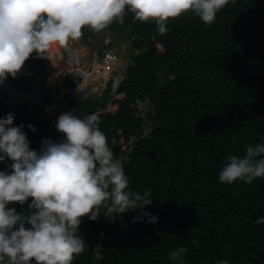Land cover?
<instances>
[{"label":"trees","instance_id":"1","mask_svg":"<svg viewBox=\"0 0 264 264\" xmlns=\"http://www.w3.org/2000/svg\"><path fill=\"white\" fill-rule=\"evenodd\" d=\"M130 26L121 39L129 40L131 62L113 99L109 86L101 102L56 88L57 112L46 123L32 99H13L19 91L52 102L43 86L46 60L35 53L15 78L0 82V119L14 114L13 126L24 125L37 152L46 139H64L55 126L62 113L83 118L111 101L114 111L96 113L98 126L115 156L128 158L129 190H152L144 211L158 217L156 223L147 217L132 223L138 210L114 222L101 214L97 221L84 217L78 235L88 247L72 264H172L168 254L179 246L188 249L185 264H264V224L256 223L264 217V178L250 185L219 181L229 156L242 157L248 145L264 142V0H229L211 24L185 13L167 21L163 36L154 21H137L127 9L123 24L107 28ZM82 31L89 43L94 30ZM145 100L153 106L155 127L146 128L136 114L135 104ZM11 164L0 162V171L11 173ZM30 202L9 207L26 213Z\"/></svg>","mask_w":264,"mask_h":264},{"label":"clouds","instance_id":"2","mask_svg":"<svg viewBox=\"0 0 264 264\" xmlns=\"http://www.w3.org/2000/svg\"><path fill=\"white\" fill-rule=\"evenodd\" d=\"M228 3L229 0H0V82L9 76L15 78L34 53L38 59H43L53 45L60 46L59 54L71 68H60L59 76L62 79L63 75L71 73L75 89L67 90L55 81L47 83L53 85L52 89H46L43 84L44 90H51L52 102L39 104V97H35L38 101L32 100L38 107L36 113L46 118L51 111L57 112L56 88L61 93L62 88L64 92H72L76 99L96 100L98 96L102 99L108 86L111 87L110 82L105 84L107 75L96 83L105 87L101 94L95 92L88 97L85 92L88 85L95 84L89 77L93 60L97 57L100 65L98 56L110 52L116 56L113 65L117 69L113 75L118 76L115 93L110 94L113 99L130 63L121 56L126 50L122 47L118 53L116 45L117 52L109 48L110 38L93 52L89 45L88 56H79L68 45L81 39L83 28L88 27L95 33L110 29L107 27L113 22L123 24L127 9L137 21H154L163 36L168 32L166 24L170 19L192 12L203 23L211 24ZM89 43H92L90 39ZM77 68L82 69L83 76ZM83 77L85 80L80 86ZM47 107L50 108L46 111ZM109 108L111 101L96 113L110 111ZM149 109L154 113L153 106ZM96 113L83 118L73 112L62 113L55 126L64 139L59 143L44 140L39 152L30 149L24 125L13 126L14 114L0 119V162L12 161L11 173L0 171V264H72L88 247L85 239L78 235L83 218L97 221L105 209L113 222L117 216L136 210L138 215L132 223L145 217L149 224L158 221V217L144 211L153 202L152 190L146 189L142 194L129 190L124 161L109 147L106 135L98 126ZM28 128L35 131L32 125ZM258 178H264V142L248 145L242 157L229 156L219 173L222 184L241 181L250 185ZM29 198L26 213L9 207L15 203L24 205ZM256 223L264 224V217ZM187 252V247L179 246L168 258L172 264H185ZM219 264H229V261L221 260Z\"/></svg>","mask_w":264,"mask_h":264},{"label":"rangeland","instance_id":"3","mask_svg":"<svg viewBox=\"0 0 264 264\" xmlns=\"http://www.w3.org/2000/svg\"><path fill=\"white\" fill-rule=\"evenodd\" d=\"M111 40V46L109 47V48H111V49H114L115 51H116V49H115V47H114V45H116L117 46V51H118V53H121V50H122V47L126 50V53H123V54H121V56H122V59L124 60V61H128V62H131V59H130V54H129V52L131 51H129V46L127 45V42H128V40H123V39H121L120 37L118 38V37H113V38H111L110 39ZM107 41V40H106ZM56 46H58V45H54V47H56ZM69 48H71V50L72 51H75L74 53H76V54H78L79 56H84V55H86V56H88L90 53H89V49H88V47L86 46V44H84V42L80 39V40H78V41H73V42H70L69 43ZM157 48H158V50H160V51H162V47L160 46V45H157ZM58 49H59V47H58ZM103 49H108V48H103ZM50 50V49H49ZM77 51V52H76ZM116 51V52H117ZM45 60H46V68H45V72L44 73H46L47 75L45 76V79H44V82H43V84H44V86H45V88L46 89H48V88H50V89H52L53 88V85L52 86H49L47 83H50L51 81H49V79H48V77L50 76V74H49V71L50 72H52V71H54L55 69V67H54V65L51 63L52 61H53V59H52V56H51V54H50V52L48 51V52H46L45 53ZM88 60V59H87ZM118 66V65H117ZM53 67V68H52ZM52 79H55V80H53V81H55V82H57L58 84H61V77L59 76L58 78H55V76H53V78ZM105 87H104V85L103 84H96V81H95V84L94 85H88L87 86V92H85V93H87V96L89 97V96H91V95H94V94H101V92L102 91H104L103 89H104ZM61 91H63L64 92V88H62L61 89ZM96 92V93H95ZM85 93H84V96H86L85 95ZM86 96V97H87ZM13 99L14 100H20V99H34V101H38V99L37 98H35V96L34 95H29V96H27V97H25V95L24 94H21V95H17L16 94V92H15V94H14V96H13ZM150 103H148L147 105H142V104H138V103H136L135 104V108L137 109V111H136V114L137 115H141V116H143L144 115V113L150 108ZM110 109H112V108H109L108 110H110ZM99 111L100 110H102V109H98ZM54 111L55 110H53V111H51L50 113H49V115H54ZM112 111H114V109H112ZM146 128L147 127H149V122H147L146 123V126H145ZM123 138H120V139H118L119 141H118V144L119 145H121L122 146V148L123 147H125V143H124V141L122 140Z\"/></svg>","mask_w":264,"mask_h":264},{"label":"water","instance_id":"4","mask_svg":"<svg viewBox=\"0 0 264 264\" xmlns=\"http://www.w3.org/2000/svg\"><path fill=\"white\" fill-rule=\"evenodd\" d=\"M131 31V27H127L121 31H116V30H113V29H104L102 31H99V32H96L94 33L93 35V40H92V43L90 44V49L91 51H95L96 49H99L100 47L103 46V44L105 43V40L106 39H110V38H113V37H120L122 35H125L126 33L130 32ZM61 83L63 85V87H65L67 90H74L75 89V81H74V76L71 74V73H66L65 75H63L62 79H61ZM10 91L11 92H14V89L13 88H10ZM17 95L20 94L19 91H15ZM25 95V97H27L29 95V92H24L23 93ZM33 95L35 97H39L40 99V102L39 104H43L44 103V99L42 96H39L37 93H33ZM77 98V96H76ZM96 101L98 102H101L102 99L98 96V97H95ZM157 99V95L155 96V99L154 101H156ZM139 104H144V105H147L149 103L148 100H145L143 103L142 102H138ZM155 118V114L153 113V110L152 109H149L148 111L145 112L144 114V119L148 122L151 123V127H155L156 126V122L154 120ZM52 119V116L51 115H48L46 116L45 118V121L46 123H49V121ZM56 131L58 132V130L56 129ZM59 140H60V135L57 136V143H59ZM127 157H125L123 159L124 163L127 161ZM103 217V221L107 222L108 220V216L106 215V209L105 210H102L101 213H100ZM107 228V223L104 225V229ZM103 234V229H100V237L101 235ZM100 247L99 246H96L95 247V250H99ZM95 256L97 258L100 257V253H96Z\"/></svg>","mask_w":264,"mask_h":264},{"label":"bare ground","instance_id":"5","mask_svg":"<svg viewBox=\"0 0 264 264\" xmlns=\"http://www.w3.org/2000/svg\"><path fill=\"white\" fill-rule=\"evenodd\" d=\"M59 47V49H58ZM68 49V48H67ZM53 61L51 62L54 65V71L51 72L50 76L48 77L49 81H53L55 79H52L53 76H55V78H57L59 76V72L58 70L60 68L65 69V68H71V65L69 64V62L64 59L63 55H60V46H56L54 47V45L52 46V48H50L49 50ZM77 52V51H76ZM93 66V71L91 73H89V77L92 78V81L96 83L99 82V80L101 78H103V76H101L103 74V72H101L100 70V65L96 64L95 62L92 64ZM53 68V67H52ZM52 75V77H51Z\"/></svg>","mask_w":264,"mask_h":264},{"label":"built area","instance_id":"6","mask_svg":"<svg viewBox=\"0 0 264 264\" xmlns=\"http://www.w3.org/2000/svg\"><path fill=\"white\" fill-rule=\"evenodd\" d=\"M98 60L102 63L100 64V70L101 72H103V75H107L106 78H104L105 80V84L110 82L111 87H110V94L113 95L115 93V89L117 88V83H118V76H114L113 72L116 71L117 68L114 67L113 65V59H116V56L113 53L107 52L105 53L104 56L99 57L98 56ZM97 57L93 60L96 64ZM81 67V66H80ZM82 68V67H81ZM119 68V67H118ZM78 72H80L83 76V72L82 69L77 68L76 69ZM85 78L83 77L81 82L79 83V85H83ZM50 107H47L46 111L49 109Z\"/></svg>","mask_w":264,"mask_h":264},{"label":"flooded vegetation","instance_id":"7","mask_svg":"<svg viewBox=\"0 0 264 264\" xmlns=\"http://www.w3.org/2000/svg\"><path fill=\"white\" fill-rule=\"evenodd\" d=\"M92 34H94V33H92ZM119 38V37H118ZM81 40L84 42V44H86V46L89 48V45H90V43H85V41H84V39H83V35H82V37H81ZM92 40H93V38L92 39H90V41L92 42Z\"/></svg>","mask_w":264,"mask_h":264},{"label":"crops","instance_id":"8","mask_svg":"<svg viewBox=\"0 0 264 264\" xmlns=\"http://www.w3.org/2000/svg\"><path fill=\"white\" fill-rule=\"evenodd\" d=\"M51 77H52V75H51ZM58 78V77H57Z\"/></svg>","mask_w":264,"mask_h":264}]
</instances>
